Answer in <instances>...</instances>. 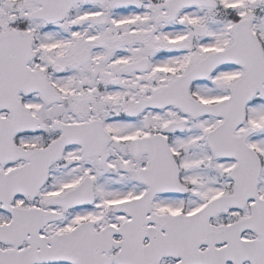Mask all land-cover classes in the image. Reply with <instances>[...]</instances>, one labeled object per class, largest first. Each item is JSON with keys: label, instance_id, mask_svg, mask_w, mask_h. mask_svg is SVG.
<instances>
[{"label": "snow or ice", "instance_id": "6c2138e0", "mask_svg": "<svg viewBox=\"0 0 264 264\" xmlns=\"http://www.w3.org/2000/svg\"><path fill=\"white\" fill-rule=\"evenodd\" d=\"M0 264H264V0H0Z\"/></svg>", "mask_w": 264, "mask_h": 264}]
</instances>
